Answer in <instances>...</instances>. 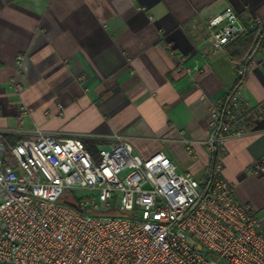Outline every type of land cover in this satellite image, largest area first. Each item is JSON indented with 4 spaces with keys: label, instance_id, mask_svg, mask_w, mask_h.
I'll return each mask as SVG.
<instances>
[{
    "label": "crops",
    "instance_id": "0c3cea01",
    "mask_svg": "<svg viewBox=\"0 0 264 264\" xmlns=\"http://www.w3.org/2000/svg\"><path fill=\"white\" fill-rule=\"evenodd\" d=\"M226 6L243 24L264 19V0H0V139L119 134L198 178L209 112L237 75L205 25ZM252 62L239 96L260 116L224 143L220 175L259 214L264 174L247 169L264 157V47Z\"/></svg>",
    "mask_w": 264,
    "mask_h": 264
},
{
    "label": "built area",
    "instance_id": "2783aa9c",
    "mask_svg": "<svg viewBox=\"0 0 264 264\" xmlns=\"http://www.w3.org/2000/svg\"><path fill=\"white\" fill-rule=\"evenodd\" d=\"M205 25L213 50L244 30L230 6ZM252 65L236 63L237 76ZM227 92L209 112L198 178L161 152L141 157L119 134L94 151L38 129L8 146L0 139V264H264V212L242 205L220 175L224 143L260 115L239 88ZM247 173L264 174V157Z\"/></svg>",
    "mask_w": 264,
    "mask_h": 264
},
{
    "label": "trees",
    "instance_id": "16d2710c",
    "mask_svg": "<svg viewBox=\"0 0 264 264\" xmlns=\"http://www.w3.org/2000/svg\"><path fill=\"white\" fill-rule=\"evenodd\" d=\"M224 46L230 47L229 56L231 60L234 63L241 64L243 68H245L257 55L259 50L264 47V27H262V29L250 28L249 25L245 23L243 32L231 37ZM245 76V73L242 76L236 75L234 84L228 89V95L243 84ZM82 141L85 146L92 151L103 143L99 139H82Z\"/></svg>",
    "mask_w": 264,
    "mask_h": 264
}]
</instances>
